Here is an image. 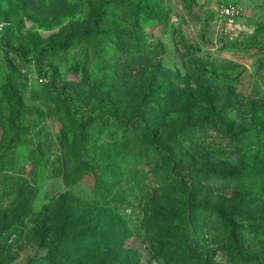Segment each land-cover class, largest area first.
Masks as SVG:
<instances>
[{
	"label": "rangeland",
	"instance_id": "374dc122",
	"mask_svg": "<svg viewBox=\"0 0 264 264\" xmlns=\"http://www.w3.org/2000/svg\"><path fill=\"white\" fill-rule=\"evenodd\" d=\"M0 264H264V0H0Z\"/></svg>",
	"mask_w": 264,
	"mask_h": 264
},
{
	"label": "built area",
	"instance_id": "2783aa9c",
	"mask_svg": "<svg viewBox=\"0 0 264 264\" xmlns=\"http://www.w3.org/2000/svg\"><path fill=\"white\" fill-rule=\"evenodd\" d=\"M221 13L229 23H234L241 14V8L237 5H230L222 8Z\"/></svg>",
	"mask_w": 264,
	"mask_h": 264
},
{
	"label": "trees",
	"instance_id": "16d2710c",
	"mask_svg": "<svg viewBox=\"0 0 264 264\" xmlns=\"http://www.w3.org/2000/svg\"><path fill=\"white\" fill-rule=\"evenodd\" d=\"M91 240V239H90Z\"/></svg>",
	"mask_w": 264,
	"mask_h": 264
}]
</instances>
